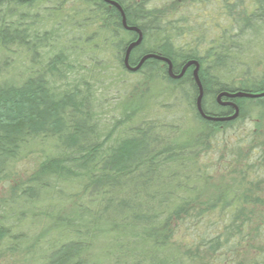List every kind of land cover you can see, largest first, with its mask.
Here are the masks:
<instances>
[{
	"label": "trees",
	"instance_id": "16d2710c",
	"mask_svg": "<svg viewBox=\"0 0 264 264\" xmlns=\"http://www.w3.org/2000/svg\"><path fill=\"white\" fill-rule=\"evenodd\" d=\"M111 1L0 0V264H264V95L211 121L194 65L124 63L136 27L129 67L194 60L231 116L264 0Z\"/></svg>",
	"mask_w": 264,
	"mask_h": 264
},
{
	"label": "water",
	"instance_id": "95a60500",
	"mask_svg": "<svg viewBox=\"0 0 264 264\" xmlns=\"http://www.w3.org/2000/svg\"><path fill=\"white\" fill-rule=\"evenodd\" d=\"M105 1L115 5L118 9H120V7H118V5L115 2H113L111 0H105ZM122 22H123V25L126 26L125 22H124V19H123ZM126 28L128 30L135 31L138 34V38L135 41H133L132 43H130L127 46L126 50H125L124 63H125V65L127 66V68L129 70L136 71L141 66V64L144 62V60L149 59V58H153V59H158V60H161V61H164L165 63H167L169 76L172 77L173 79H178V78H180L183 75V73H184L186 68H188L191 65H194V69L192 71V74H193L194 81L196 82V84L198 86V95H197V98H196V108H197L198 112H200L203 117H205L206 119H209L211 121L232 120V119L237 117V115H238V107L236 105H234V113L231 116H228V117L211 116V115H205L203 113L201 105H200L201 97H202V88H201L200 82H199L198 77H197L198 64L194 60L187 62L182 67L181 72L179 74H176V75L172 74V72H171V63H170V61L168 59L160 57V56H157L155 54H150V53L144 55L134 67H129L127 65L129 52L131 51V49L135 45L140 43V41H141V33L136 27H127L126 26ZM223 95H225L226 97H229V98L254 97V96H257V95H264V92L259 93V94H254V93L245 92V91H237V92H234V93L233 92H230V93L225 92V93H223ZM218 100H219V97H218Z\"/></svg>",
	"mask_w": 264,
	"mask_h": 264
},
{
	"label": "rangeland",
	"instance_id": "374dc122",
	"mask_svg": "<svg viewBox=\"0 0 264 264\" xmlns=\"http://www.w3.org/2000/svg\"><path fill=\"white\" fill-rule=\"evenodd\" d=\"M42 5L48 6L46 3L42 4ZM259 32H261V31H259ZM261 36H263L262 33H261V35L259 34L258 38L261 37ZM252 45L253 46L250 48V50H252V52H255L254 55H256V57L253 59L254 62H255V65H256V68L254 66V68H255L254 73H256V74L262 73V71L264 70V36H263L262 39L258 40L257 43L252 44ZM100 46H101V44H100ZM104 54L105 55L101 54V57L104 60L103 62L104 63L105 62L108 63L109 62L108 59L110 58V53H108V51H107V53H104ZM134 78H136V79H134ZM138 78H139L138 75H130L129 77H126L125 80L126 81L129 80L128 82L132 83L133 81H136ZM155 85L157 87H156V90H155L156 92H154V95L157 98V102H156V105H153V109H151V111L154 112L155 115L159 116L161 114V110H159V109L162 108V103H165V102L167 103V100L165 101V99L162 100V99L158 98L159 96L160 97L163 96L162 95V89L163 88H162L161 85H157V84H155ZM122 92L123 91H121V93ZM104 96L107 98V100H111L113 96H116V92L114 90V87H111V89H109L108 93L107 92L104 93ZM109 102L111 103V101H109ZM108 104L109 103L105 104L104 107L106 108ZM171 106H172L171 108H174V106L183 107V104H182V101L176 99L174 101V104H172ZM163 113H165V115H167V116L171 115V114L166 113V112H163ZM173 116H174V114H173ZM250 127H251V124L248 125V128H250ZM12 264H18V262L14 261Z\"/></svg>",
	"mask_w": 264,
	"mask_h": 264
},
{
	"label": "flooded vegetation",
	"instance_id": "af4514ba",
	"mask_svg": "<svg viewBox=\"0 0 264 264\" xmlns=\"http://www.w3.org/2000/svg\"><path fill=\"white\" fill-rule=\"evenodd\" d=\"M232 99H233V98H226V100H224V101H220L219 103L222 104L223 106H225V105H229V106L234 107V104H233Z\"/></svg>",
	"mask_w": 264,
	"mask_h": 264
}]
</instances>
